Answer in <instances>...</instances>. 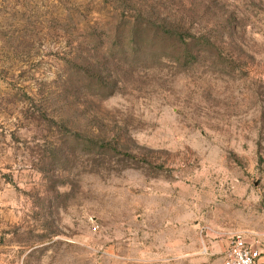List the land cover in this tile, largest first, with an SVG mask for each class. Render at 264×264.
Here are the masks:
<instances>
[{
	"label": "rangeland",
	"instance_id": "374dc122",
	"mask_svg": "<svg viewBox=\"0 0 264 264\" xmlns=\"http://www.w3.org/2000/svg\"><path fill=\"white\" fill-rule=\"evenodd\" d=\"M237 232L264 264V0H0V264H223Z\"/></svg>",
	"mask_w": 264,
	"mask_h": 264
},
{
	"label": "built area",
	"instance_id": "2783aa9c",
	"mask_svg": "<svg viewBox=\"0 0 264 264\" xmlns=\"http://www.w3.org/2000/svg\"><path fill=\"white\" fill-rule=\"evenodd\" d=\"M261 240L243 232L230 236L223 264H260Z\"/></svg>",
	"mask_w": 264,
	"mask_h": 264
},
{
	"label": "trees",
	"instance_id": "16d2710c",
	"mask_svg": "<svg viewBox=\"0 0 264 264\" xmlns=\"http://www.w3.org/2000/svg\"><path fill=\"white\" fill-rule=\"evenodd\" d=\"M160 29H161L160 33L163 34V35H165V37L170 38L171 35L173 36V33H171L170 31H166L165 28L162 29V27L160 26ZM133 32L134 31H132V29L129 32V37L131 38V39H129V41L132 44H134V42L136 41V39H134V33Z\"/></svg>",
	"mask_w": 264,
	"mask_h": 264
},
{
	"label": "crops",
	"instance_id": "0c3cea01",
	"mask_svg": "<svg viewBox=\"0 0 264 264\" xmlns=\"http://www.w3.org/2000/svg\"><path fill=\"white\" fill-rule=\"evenodd\" d=\"M227 245H228V242L226 243V248H227ZM226 248H225V249H226ZM225 249H224V251H225Z\"/></svg>",
	"mask_w": 264,
	"mask_h": 264
}]
</instances>
